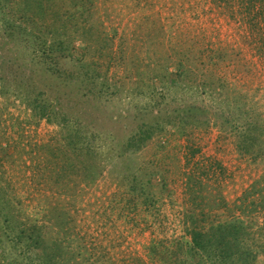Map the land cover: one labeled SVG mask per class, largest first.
I'll use <instances>...</instances> for the list:
<instances>
[{
  "label": "rangeland",
  "instance_id": "obj_1",
  "mask_svg": "<svg viewBox=\"0 0 264 264\" xmlns=\"http://www.w3.org/2000/svg\"><path fill=\"white\" fill-rule=\"evenodd\" d=\"M41 2L45 16L33 19L40 33L48 41L65 33L75 40L73 56L85 55L91 64L89 76L98 74L95 82L108 78L115 85L112 97L84 83L89 79L84 74L70 88L61 77L51 80L58 90L53 96L66 100L69 94L71 105L79 106L75 110L84 108L83 118L93 131L112 116L161 118L185 106L203 108L210 124L189 126L184 134L167 128L161 145L150 144L119 166L129 170L134 164H157L164 189L153 191V207L136 206L113 175L106 174L84 191L81 178L69 176L73 182L66 192L55 175L47 177L54 159L41 149L54 139L57 128L31 115L12 82L15 77L20 83L32 78L31 83L42 85V71L30 63L34 54L21 49L23 37L5 34L0 16V147L5 149L0 151V179L23 204V214H41L43 206L35 210L36 204L52 199L59 214L69 216L68 232L61 231L60 237L68 235L73 251L83 253L75 261L97 254L100 264H159L148 257L147 248L151 242L185 238L184 222L192 213L223 219L253 212V221L263 223L259 202L257 208L240 203L253 193L255 183L257 193L264 189V0H255L251 16L238 0H77L78 10L69 0ZM11 8L12 14H20L16 6ZM15 14L5 19L12 23ZM82 41L88 46L86 54ZM110 59L118 66L108 68ZM11 62L16 66L9 67ZM177 66L186 73L183 81ZM165 67L167 78L154 80ZM249 127L261 135L252 157L237 150ZM203 168L207 176L197 184L189 175ZM192 199L198 207H191Z\"/></svg>",
  "mask_w": 264,
  "mask_h": 264
},
{
  "label": "trees",
  "instance_id": "obj_2",
  "mask_svg": "<svg viewBox=\"0 0 264 264\" xmlns=\"http://www.w3.org/2000/svg\"><path fill=\"white\" fill-rule=\"evenodd\" d=\"M69 1L78 10L80 6L76 5L77 0ZM238 1L240 7L245 8L243 12L251 16L255 11V0ZM32 4L34 8L31 7ZM10 6H16L20 12L19 15L13 13L15 21L12 23L5 19L13 15L14 8L10 10ZM0 16L3 18L5 34L15 33L14 35L23 37L19 44L21 49L34 54L29 56L30 63L39 66L42 71V85L31 83L32 78L24 79L25 81L20 83L15 77L12 82H15L13 85L17 88L15 95L21 98L31 115L37 120L54 124L57 128L54 139L41 146V149L54 159V165L47 169V177L55 175L59 182L57 184L65 187L67 192L70 189L68 184L73 182L68 179L69 176L81 178V191H84L88 187L96 186L106 174L111 177L113 175L116 185L124 188V196H130L133 203H138L136 206H155L157 201L153 191L163 192L164 189L163 184L159 183V177L162 175L157 169V164H134L133 171H130L132 166L129 170L119 166L129 156L139 155L150 144L161 145L167 128L184 134L189 126L208 127L210 123L205 110L185 106L172 113H166L161 118L149 111L152 116L148 119L141 118L143 115L132 119L117 115L109 117L105 125L95 127L96 131H93V127L83 118L84 108L75 110L77 105H71L73 99H70L69 94L66 95L69 98L66 99L67 103L65 99L53 96L58 90L51 80L55 82L61 77L70 88L76 83L75 78L78 80L84 74L86 79L89 77L84 83L93 84L99 95L108 93L107 95L112 97L116 94L115 89H112L115 85H110L108 78H104L101 83L95 82L100 77L98 74L89 76L91 64L87 63L85 55L78 58L73 56L75 40L69 39L65 33L53 35L50 41L40 33L41 26L33 19H42L45 16L41 0H0ZM42 32L45 33L44 27ZM84 42L82 41L81 46L82 52L86 54L88 46ZM113 60L110 59L108 68L111 65L118 66L116 63L112 64ZM15 66L13 62L9 64V67ZM176 70L180 72L183 81L185 71L179 66ZM167 71L165 67L162 74H154V80H165ZM251 128L241 134L243 143L237 146L242 156H253L254 146L261 136H256ZM0 151L5 152V149L0 147ZM209 169L212 167L209 166ZM203 170L204 168L201 171L198 169L199 174L193 171L189 176L200 184L202 177L207 176V172ZM261 182H264V175ZM1 183L3 181L0 179V264H100L97 254H91L85 262L75 261L78 256L82 258L83 253L73 251L66 238L68 235L60 237L61 231L68 232V214H59L60 210L52 199H45L36 204L35 210L43 206L41 214L35 211L31 213L32 216L26 215L22 211L23 204L10 195V185ZM52 185L48 187L46 184L44 187L51 190ZM257 187V183L250 187L253 193L245 195L240 206L249 203L251 207L257 208L259 202V212L264 214V189L257 193ZM194 199L188 203L196 208L199 205H196ZM252 213L244 216L245 218L233 215L223 219L215 217L212 213H192L184 222L185 238L170 243L151 242L147 248L148 257L159 264H264V217L263 223H257L253 221ZM37 214L41 217L38 218ZM58 216L61 220L56 219Z\"/></svg>",
  "mask_w": 264,
  "mask_h": 264
}]
</instances>
